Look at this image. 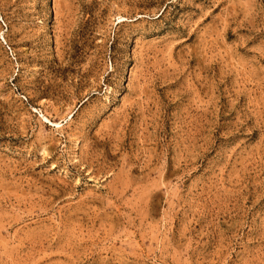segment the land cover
Returning <instances> with one entry per match:
<instances>
[{"label": "rangeland", "instance_id": "rangeland-1", "mask_svg": "<svg viewBox=\"0 0 264 264\" xmlns=\"http://www.w3.org/2000/svg\"><path fill=\"white\" fill-rule=\"evenodd\" d=\"M0 264H264V0H0Z\"/></svg>", "mask_w": 264, "mask_h": 264}]
</instances>
